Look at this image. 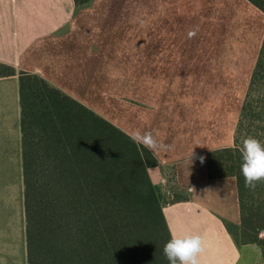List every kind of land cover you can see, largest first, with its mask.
<instances>
[{
	"label": "crops",
	"instance_id": "crops-1",
	"mask_svg": "<svg viewBox=\"0 0 264 264\" xmlns=\"http://www.w3.org/2000/svg\"><path fill=\"white\" fill-rule=\"evenodd\" d=\"M263 41L264 12L249 0H0V62L18 71L0 77V164L22 165L25 221L20 72L172 146L148 172L171 236H201L200 264H262V248L238 246L227 227L242 224L237 178H211L208 164L234 146Z\"/></svg>",
	"mask_w": 264,
	"mask_h": 264
},
{
	"label": "trees",
	"instance_id": "trees-1",
	"mask_svg": "<svg viewBox=\"0 0 264 264\" xmlns=\"http://www.w3.org/2000/svg\"><path fill=\"white\" fill-rule=\"evenodd\" d=\"M249 1L264 12V0ZM93 2L75 0L78 10ZM17 74L0 62V77ZM19 75L28 264H169L164 197L148 172L155 154L40 76ZM243 136L264 142V41L234 146L208 164L211 178H237L242 224L227 226L236 243H260L264 254V182L245 187Z\"/></svg>",
	"mask_w": 264,
	"mask_h": 264
},
{
	"label": "clouds",
	"instance_id": "clouds-1",
	"mask_svg": "<svg viewBox=\"0 0 264 264\" xmlns=\"http://www.w3.org/2000/svg\"><path fill=\"white\" fill-rule=\"evenodd\" d=\"M191 35V34H190ZM134 143L143 145L149 151L171 150L163 140H159L151 131L139 129L131 133L129 137ZM242 157L241 173L244 177L245 187L255 189L257 183L264 182V142L255 137L249 136L238 148ZM193 152L189 156V164L192 161ZM203 164L205 158L199 157ZM190 175V173H189ZM203 241L200 235L172 236L164 245L163 253L169 264H200L198 259L203 251Z\"/></svg>",
	"mask_w": 264,
	"mask_h": 264
},
{
	"label": "rangeland",
	"instance_id": "rangeland-1",
	"mask_svg": "<svg viewBox=\"0 0 264 264\" xmlns=\"http://www.w3.org/2000/svg\"><path fill=\"white\" fill-rule=\"evenodd\" d=\"M244 139L245 136L242 141ZM23 192L21 163L7 167L0 164V264H27ZM259 238L264 239V231ZM257 245L262 248L260 243ZM245 258H249L247 252ZM138 261L145 264L144 258L136 260L135 264H139ZM262 262L264 264V257Z\"/></svg>",
	"mask_w": 264,
	"mask_h": 264
},
{
	"label": "built area",
	"instance_id": "built-area-1",
	"mask_svg": "<svg viewBox=\"0 0 264 264\" xmlns=\"http://www.w3.org/2000/svg\"><path fill=\"white\" fill-rule=\"evenodd\" d=\"M172 181L168 174H166L160 181V185L164 188H171Z\"/></svg>",
	"mask_w": 264,
	"mask_h": 264
}]
</instances>
